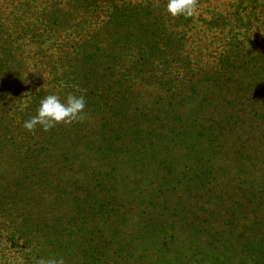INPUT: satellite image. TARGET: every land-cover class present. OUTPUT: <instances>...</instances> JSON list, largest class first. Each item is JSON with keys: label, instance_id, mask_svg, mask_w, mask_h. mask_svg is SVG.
<instances>
[{"label": "trees", "instance_id": "1", "mask_svg": "<svg viewBox=\"0 0 264 264\" xmlns=\"http://www.w3.org/2000/svg\"><path fill=\"white\" fill-rule=\"evenodd\" d=\"M1 1L0 264H264V0L137 51L111 0ZM75 87L83 122L24 128Z\"/></svg>", "mask_w": 264, "mask_h": 264}, {"label": "rangeland", "instance_id": "2", "mask_svg": "<svg viewBox=\"0 0 264 264\" xmlns=\"http://www.w3.org/2000/svg\"><path fill=\"white\" fill-rule=\"evenodd\" d=\"M38 9L40 10L41 6L45 5V2L47 0H36ZM79 1H90V0H79ZM200 2V4H197V15L186 18L184 16L180 17H171L168 12L166 11V5H167V0H111V4H114L118 12L117 14L125 16V17H130L131 19H139L140 24L143 23L144 27L142 28L141 31H137L136 28L133 26L134 21L131 20V24L126 28L123 25H116L114 26H119L118 30H121L123 32H126L127 34L129 33L130 40L133 41L131 44L132 47L137 51L138 47L136 46L135 42L136 40L138 41V44L142 46L146 40L151 41L150 37L153 35H156V33L163 31L162 29H167V27L163 24V20L166 22L168 29L172 32H179L181 38L187 37V35H190L192 32L195 30H187L190 29V26L192 25V22L195 23L197 21V17L202 16L203 18H210L207 16H211V13L209 12V9L213 6H217L222 13L227 14L228 8L230 7L229 4H227L228 0H218L215 2V0H197ZM8 2H13L12 4H9V7H13L15 10L14 15H17V6L19 5L20 2L18 0H10ZM7 2V4H8ZM226 2V3H225ZM5 5L4 1L0 2V8ZM36 6V2H31V7ZM20 13V12H18ZM188 19V21H186ZM160 23L162 25V28L160 27ZM202 21L198 22V25H202ZM183 24H186V27L181 28ZM122 26V27H121ZM2 25L0 23V29H2ZM184 29V32L182 30ZM145 30V31H144ZM124 33H122L123 35ZM145 38H147L145 40ZM145 40V41H144ZM150 46V47H149ZM153 47V45H147L145 54H149L150 51L149 49ZM154 49V48H153ZM155 52V50H154ZM168 60V59H167ZM138 92L142 94L140 98L143 99H148L149 97H152L156 94V86L154 85H147L143 84L139 89ZM80 153V152H79ZM85 154V155H84ZM84 155V156H83ZM92 152L90 151H85L82 155L78 154L77 158L82 160V162H94L95 161V155L92 157ZM88 160V161H87ZM91 170H89L90 172ZM129 191V190H128ZM103 194L101 195V197ZM100 197V198H101ZM91 219H88V223L91 224ZM244 259L243 257H234L233 263L238 264V261H241ZM243 261V260H242Z\"/></svg>", "mask_w": 264, "mask_h": 264}, {"label": "clouds", "instance_id": "3", "mask_svg": "<svg viewBox=\"0 0 264 264\" xmlns=\"http://www.w3.org/2000/svg\"><path fill=\"white\" fill-rule=\"evenodd\" d=\"M166 11L171 17L186 18L197 15V0H167ZM82 89L75 87L64 99L58 94L44 96L36 111V115L24 121V128L34 132L37 127L47 132L57 124L71 125L81 123L87 118V101ZM39 264H64L63 260H41Z\"/></svg>", "mask_w": 264, "mask_h": 264}]
</instances>
